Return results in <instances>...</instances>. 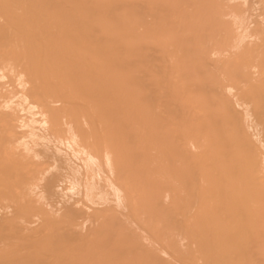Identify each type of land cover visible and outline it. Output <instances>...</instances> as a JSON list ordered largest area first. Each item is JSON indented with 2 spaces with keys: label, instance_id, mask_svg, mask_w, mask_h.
<instances>
[{
  "label": "bare ground",
  "instance_id": "obj_1",
  "mask_svg": "<svg viewBox=\"0 0 264 264\" xmlns=\"http://www.w3.org/2000/svg\"><path fill=\"white\" fill-rule=\"evenodd\" d=\"M0 264H264V0H0Z\"/></svg>",
  "mask_w": 264,
  "mask_h": 264
},
{
  "label": "rangeland",
  "instance_id": "obj_2",
  "mask_svg": "<svg viewBox=\"0 0 264 264\" xmlns=\"http://www.w3.org/2000/svg\"><path fill=\"white\" fill-rule=\"evenodd\" d=\"M66 181H67V180H66ZM66 181H65V182L63 181L64 183H63V182H60V183L63 185V184H65V183H66ZM67 183H68V184H67ZM67 183H66L67 185H65V186H68V185H70V183H69V182H67ZM63 186H64V185H63Z\"/></svg>",
  "mask_w": 264,
  "mask_h": 264
}]
</instances>
